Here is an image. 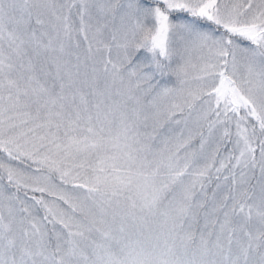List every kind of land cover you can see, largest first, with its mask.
<instances>
[{"label":"snow or ice","instance_id":"6c2138e0","mask_svg":"<svg viewBox=\"0 0 264 264\" xmlns=\"http://www.w3.org/2000/svg\"><path fill=\"white\" fill-rule=\"evenodd\" d=\"M0 264H264V0H0Z\"/></svg>","mask_w":264,"mask_h":264}]
</instances>
